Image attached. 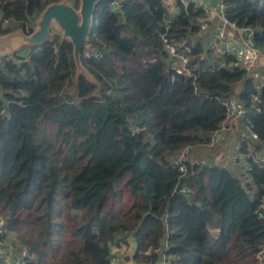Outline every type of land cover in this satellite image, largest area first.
<instances>
[{
  "label": "trees",
  "instance_id": "obj_1",
  "mask_svg": "<svg viewBox=\"0 0 264 264\" xmlns=\"http://www.w3.org/2000/svg\"><path fill=\"white\" fill-rule=\"evenodd\" d=\"M58 1L0 0V35L28 34ZM113 1L95 6L80 51L98 87L73 79L71 47L54 35L0 60V243L12 234L22 264H106L111 246L127 238L136 264H264V173L252 167L238 179L210 162L182 173L171 165L182 148L192 158L198 148L211 151L204 146L229 96L243 105V125L264 154L252 82L219 69L196 43L194 79L170 83L159 36H195L202 12L175 0L178 13L168 18L161 0L109 10ZM222 16L250 29L264 58V0H224ZM257 97L255 107L264 106V88Z\"/></svg>",
  "mask_w": 264,
  "mask_h": 264
},
{
  "label": "built area",
  "instance_id": "obj_2",
  "mask_svg": "<svg viewBox=\"0 0 264 264\" xmlns=\"http://www.w3.org/2000/svg\"><path fill=\"white\" fill-rule=\"evenodd\" d=\"M219 0L215 10H212L204 0H176L177 4L183 9L188 6L196 10H200L203 14L202 20L199 21L198 33L192 37L180 38L173 40L166 37L165 33L159 36V42L162 52L165 57V70L168 72L169 82H173L176 77L182 81L193 80L192 67L189 62L194 45L197 38L203 33L205 34L204 50H208L211 58L215 59L216 66L219 69L238 70L243 72L244 76L252 82L254 94L250 98L251 107L258 113H264V106L255 107L258 104V92L264 88V76L257 70L253 69L254 51L250 29H237L228 24L222 16V2ZM163 7L166 10L167 17L172 18L178 13L175 0H161ZM119 1H113L107 5L109 10L118 9ZM219 16L223 23L229 25L236 35L241 39L238 44L236 40L226 36L221 31L211 29L210 21L213 16ZM229 57L230 61L224 58ZM221 106L224 108V118L219 124L218 129L212 132L205 143V148L211 151H217L221 148L224 141V131L230 124L239 120L242 123L240 130L235 138V141L230 149L229 165L235 168L238 179H243L246 174L256 167L264 173V154L255 152V144L257 142L256 135L243 125L244 108L243 105L232 96L225 97L221 100ZM245 148L244 152L241 150ZM205 166L209 164L203 160L192 158L190 151L187 148L180 149L171 160V165L177 167L179 172H184L183 165ZM226 170L227 167H225ZM230 172V171H229ZM231 173V172H230ZM232 174V173H231ZM233 175V174H232ZM263 194L261 196V205L259 217H264V180L262 185ZM262 251H264V242L262 243ZM257 260H260V255H257ZM166 264L164 261L157 262ZM16 264V263H13ZM106 264H120L118 254H110Z\"/></svg>",
  "mask_w": 264,
  "mask_h": 264
},
{
  "label": "water",
  "instance_id": "obj_3",
  "mask_svg": "<svg viewBox=\"0 0 264 264\" xmlns=\"http://www.w3.org/2000/svg\"><path fill=\"white\" fill-rule=\"evenodd\" d=\"M100 1L102 0H76L74 3L73 0H59L47 4L34 17L28 34L15 29L0 35V60L10 59L24 48H39L54 35L71 47L73 79L82 77L88 84L98 87L95 79L81 65L80 51L87 42L94 8ZM123 1L119 0V4Z\"/></svg>",
  "mask_w": 264,
  "mask_h": 264
},
{
  "label": "crops",
  "instance_id": "obj_4",
  "mask_svg": "<svg viewBox=\"0 0 264 264\" xmlns=\"http://www.w3.org/2000/svg\"><path fill=\"white\" fill-rule=\"evenodd\" d=\"M207 5L212 9L215 10L216 6L218 4L219 0H204ZM211 29L221 31L223 34H225L228 37H231L233 40H236L238 44L241 43V39L236 35L234 30L227 24L223 23L219 16L214 15L213 19L210 21ZM200 38L202 39V42L205 43L204 38L205 34L203 33ZM264 67V58L263 55L258 51H254V62H253V69L257 71H261ZM264 73V70L261 71ZM238 84L235 86V91L238 92L237 89ZM242 130V123L239 120L233 121L230 126L224 131V141L221 145V148L217 151L211 152V151H205L204 148H198L194 150L191 155L194 158H201L205 160L206 162H210L215 165H219L222 168L227 167L228 171H230L233 175H236L235 168H231L229 163V156H230V149L235 141V138L238 134V132ZM119 239L122 237H118ZM127 238L126 244L118 243L117 246H111L110 254H120L122 253L123 248H127L126 252L122 254V264H135V262L131 259V255L133 252V243L132 239ZM16 262L13 260L12 264ZM1 264H6V261L1 262ZM22 264V261H21ZM157 264V263H156Z\"/></svg>",
  "mask_w": 264,
  "mask_h": 264
},
{
  "label": "rangeland",
  "instance_id": "obj_5",
  "mask_svg": "<svg viewBox=\"0 0 264 264\" xmlns=\"http://www.w3.org/2000/svg\"><path fill=\"white\" fill-rule=\"evenodd\" d=\"M204 40H205V38H204ZM196 43H198L204 49V43L202 42V39L200 37L197 38V42ZM23 50H24V52L19 54V56H21V57L26 53V48L22 49V51ZM262 70H264V67L262 68ZM261 71H258V72L264 76V73H262ZM237 89L240 91L241 90V85H238ZM68 94H70L71 96H74L73 90L71 89V91H68ZM127 248L128 247L123 248L122 249V253L118 254L119 259H120V264H122V257L121 256H122L123 253L126 252ZM114 254H116V253H114ZM24 256H25V254L22 253L21 250H19V247L17 246V244L15 242V239L12 236V234L8 233L7 234V239L0 243V264L3 261H6V264H12L13 260L16 261L14 263L21 264V261H22Z\"/></svg>",
  "mask_w": 264,
  "mask_h": 264
}]
</instances>
